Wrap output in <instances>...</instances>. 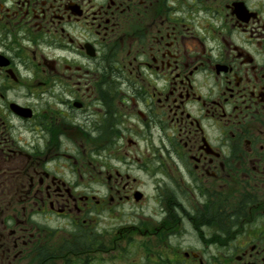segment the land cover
I'll return each instance as SVG.
<instances>
[{
	"label": "flooded vegetation",
	"instance_id": "flooded-vegetation-1",
	"mask_svg": "<svg viewBox=\"0 0 264 264\" xmlns=\"http://www.w3.org/2000/svg\"><path fill=\"white\" fill-rule=\"evenodd\" d=\"M0 264H264V0H0Z\"/></svg>",
	"mask_w": 264,
	"mask_h": 264
},
{
	"label": "rangeland",
	"instance_id": "rangeland-1",
	"mask_svg": "<svg viewBox=\"0 0 264 264\" xmlns=\"http://www.w3.org/2000/svg\"><path fill=\"white\" fill-rule=\"evenodd\" d=\"M139 240H135V242H132V245H126V247H129L132 251L136 248H138L139 246Z\"/></svg>",
	"mask_w": 264,
	"mask_h": 264
}]
</instances>
